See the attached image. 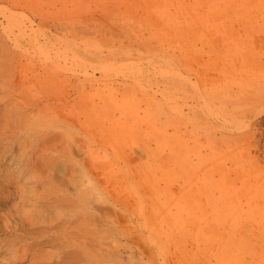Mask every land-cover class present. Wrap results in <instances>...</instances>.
I'll use <instances>...</instances> for the list:
<instances>
[{
  "label": "rangeland",
  "instance_id": "1",
  "mask_svg": "<svg viewBox=\"0 0 264 264\" xmlns=\"http://www.w3.org/2000/svg\"><path fill=\"white\" fill-rule=\"evenodd\" d=\"M0 264H264V0H0Z\"/></svg>",
  "mask_w": 264,
  "mask_h": 264
}]
</instances>
